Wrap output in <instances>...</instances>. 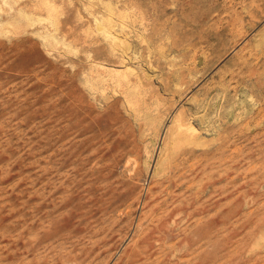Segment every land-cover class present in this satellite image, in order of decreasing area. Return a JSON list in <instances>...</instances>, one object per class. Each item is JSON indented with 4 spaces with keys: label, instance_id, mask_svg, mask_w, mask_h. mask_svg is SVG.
<instances>
[{
    "label": "rangeland",
    "instance_id": "374dc122",
    "mask_svg": "<svg viewBox=\"0 0 264 264\" xmlns=\"http://www.w3.org/2000/svg\"><path fill=\"white\" fill-rule=\"evenodd\" d=\"M242 259L264 264V0H0V264Z\"/></svg>",
    "mask_w": 264,
    "mask_h": 264
},
{
    "label": "bare ground",
    "instance_id": "6f19581e",
    "mask_svg": "<svg viewBox=\"0 0 264 264\" xmlns=\"http://www.w3.org/2000/svg\"><path fill=\"white\" fill-rule=\"evenodd\" d=\"M256 256H258V255H256ZM248 259H251V258H248ZM248 259H247V260H248ZM242 260H243V259H242ZM256 260H257V259H256ZM244 261H246V260H243V262H244ZM248 261H250V260H248ZM248 261H247V262H248ZM235 263H237V262H235ZM242 264H245V262L242 263Z\"/></svg>",
    "mask_w": 264,
    "mask_h": 264
}]
</instances>
